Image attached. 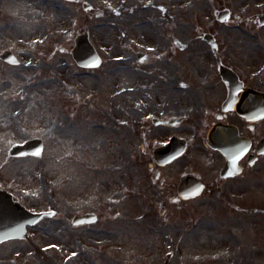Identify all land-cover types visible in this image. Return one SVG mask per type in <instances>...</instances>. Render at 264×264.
I'll list each match as a JSON object with an SVG mask.
<instances>
[{
  "label": "rangeland",
  "instance_id": "1",
  "mask_svg": "<svg viewBox=\"0 0 264 264\" xmlns=\"http://www.w3.org/2000/svg\"><path fill=\"white\" fill-rule=\"evenodd\" d=\"M79 1L0 0V50L20 61H0V189L32 212H55L28 229V240L1 244L0 264H264V169L252 183L231 182L239 185L232 194L211 189L176 208L150 187L148 154L133 138L139 116L120 95V65L137 64L138 43L150 46L146 64H170L178 79L187 64L243 61L235 44L264 37L249 20L264 0L247 10L243 0ZM223 9L231 16L219 23ZM83 30L102 60L94 70L70 54ZM32 138L44 142L40 160L7 155ZM86 212L98 223L73 227Z\"/></svg>",
  "mask_w": 264,
  "mask_h": 264
},
{
  "label": "flooded vegetation",
  "instance_id": "2",
  "mask_svg": "<svg viewBox=\"0 0 264 264\" xmlns=\"http://www.w3.org/2000/svg\"><path fill=\"white\" fill-rule=\"evenodd\" d=\"M249 1L243 0L240 4L245 5L247 10ZM69 3L80 4L76 1ZM257 15H249L251 23L257 29H264ZM254 38V43L238 41L235 44L234 51L238 52V57L244 58L243 61L238 60L234 64H187L189 75L181 79L172 75L170 64H167L168 69L160 67L158 71L156 64L120 65L121 95L129 106L131 97H134L135 110L137 115L140 113L139 124L133 133L135 144L141 145L146 151L151 146L159 147L176 137L187 142L185 154L190 152V158L183 156V159L163 166L157 165L152 156L148 157L152 162L149 171L153 175L150 187L156 194L168 195L171 191L176 194L180 177L189 173L202 182L207 192L214 189L228 195L239 188L238 184L232 185L231 182L243 179L252 183L255 174L264 169V153H261L264 150V118L258 121L252 119L251 116L255 115L253 101L251 112L248 113L250 118L240 115L236 108L248 91L264 92V37ZM138 45L150 47L145 43ZM180 48L183 49L181 45ZM242 51H245L244 57ZM234 57L236 60L235 53ZM221 66H226L236 75L237 84L231 94L228 84L219 74ZM158 72L163 78L157 75ZM168 72L170 76H166ZM130 82L135 85L128 87L127 83ZM139 83L144 86H138ZM218 123L232 126L246 148L245 155L230 170L239 173L226 178L222 175L226 158L206 146L208 132ZM120 139H125L124 135H120ZM202 155L208 156L209 160L198 172V158Z\"/></svg>",
  "mask_w": 264,
  "mask_h": 264
},
{
  "label": "water",
  "instance_id": "3",
  "mask_svg": "<svg viewBox=\"0 0 264 264\" xmlns=\"http://www.w3.org/2000/svg\"><path fill=\"white\" fill-rule=\"evenodd\" d=\"M76 46L73 50V57L76 62L81 66H93L97 65L98 59L92 47L88 43L87 35H79L76 38ZM0 59L5 62L16 65L18 62L15 57L9 51H3L0 55ZM262 101V110L264 112V94L258 95ZM218 128H215V132ZM210 145L218 148L223 145L213 144L211 136ZM42 145L40 140L27 141L21 145H14L10 150L9 154L14 157H20L25 155L40 156ZM172 150V146L161 150L165 155L169 154ZM184 182V180H182ZM195 195V194H194ZM186 197V196H185ZM51 216V214L40 213L33 214L25 210L22 206L12 202L10 195L0 191V242L9 238H26L25 226L33 225L43 217ZM92 216L85 215L81 218L74 219V224L78 222L90 221Z\"/></svg>",
  "mask_w": 264,
  "mask_h": 264
}]
</instances>
